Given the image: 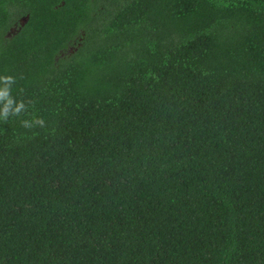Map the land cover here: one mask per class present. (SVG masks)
<instances>
[{"label":"trees","instance_id":"16d2710c","mask_svg":"<svg viewBox=\"0 0 264 264\" xmlns=\"http://www.w3.org/2000/svg\"><path fill=\"white\" fill-rule=\"evenodd\" d=\"M0 74V264H264V0H0Z\"/></svg>","mask_w":264,"mask_h":264},{"label":"clouds","instance_id":"9594fccd","mask_svg":"<svg viewBox=\"0 0 264 264\" xmlns=\"http://www.w3.org/2000/svg\"><path fill=\"white\" fill-rule=\"evenodd\" d=\"M17 82L16 77L11 74H0V121L8 122L9 115L19 117L22 113H25L28 104L33 101L26 102L24 99H17L12 95L13 85ZM22 125L25 128H31L34 125H38L42 128H46V121L44 117L37 114H33L31 120H22Z\"/></svg>","mask_w":264,"mask_h":264},{"label":"rangeland","instance_id":"374dc122","mask_svg":"<svg viewBox=\"0 0 264 264\" xmlns=\"http://www.w3.org/2000/svg\"><path fill=\"white\" fill-rule=\"evenodd\" d=\"M71 50V48H68V51H70Z\"/></svg>","mask_w":264,"mask_h":264}]
</instances>
